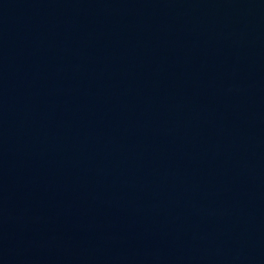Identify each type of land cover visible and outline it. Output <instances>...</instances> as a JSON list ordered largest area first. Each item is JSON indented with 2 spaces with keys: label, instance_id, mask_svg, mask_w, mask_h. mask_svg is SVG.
I'll return each instance as SVG.
<instances>
[{
  "label": "water",
  "instance_id": "obj_1",
  "mask_svg": "<svg viewBox=\"0 0 264 264\" xmlns=\"http://www.w3.org/2000/svg\"><path fill=\"white\" fill-rule=\"evenodd\" d=\"M0 264H264V0H0Z\"/></svg>",
  "mask_w": 264,
  "mask_h": 264
}]
</instances>
